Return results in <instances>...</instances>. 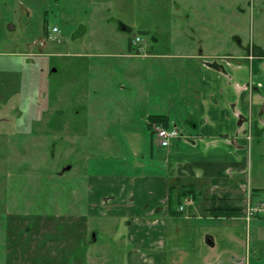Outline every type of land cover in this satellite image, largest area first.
<instances>
[{
	"label": "rangeland",
	"instance_id": "obj_1",
	"mask_svg": "<svg viewBox=\"0 0 264 264\" xmlns=\"http://www.w3.org/2000/svg\"><path fill=\"white\" fill-rule=\"evenodd\" d=\"M136 35L141 54H184L192 37L221 55L264 51V0H0V264L127 263L123 204L96 200L95 184L156 166L147 100L167 76Z\"/></svg>",
	"mask_w": 264,
	"mask_h": 264
},
{
	"label": "crops",
	"instance_id": "obj_2",
	"mask_svg": "<svg viewBox=\"0 0 264 264\" xmlns=\"http://www.w3.org/2000/svg\"><path fill=\"white\" fill-rule=\"evenodd\" d=\"M222 18L214 23L220 48ZM183 47L191 51L141 54L167 76L154 78L163 89L150 93L147 125L155 131L163 125L150 116L166 115L183 135L162 146L152 134L153 174L102 178L95 190L105 193L95 198L123 204L126 264H264V212L252 209L264 205V175L252 170L253 140L264 138V51L221 55L195 37ZM182 187L192 196L178 204Z\"/></svg>",
	"mask_w": 264,
	"mask_h": 264
},
{
	"label": "built area",
	"instance_id": "obj_3",
	"mask_svg": "<svg viewBox=\"0 0 264 264\" xmlns=\"http://www.w3.org/2000/svg\"><path fill=\"white\" fill-rule=\"evenodd\" d=\"M53 30L57 31V28L54 27ZM142 41H143L142 38L138 35L134 36L131 39V46L133 48H135V51L137 54L141 53V51H142V47L140 45V43ZM154 129L156 132V137L158 138V140L162 146H167L170 143L172 138L179 137V136L183 135V133H181V131L176 126L164 127L161 125H155ZM252 209H253V211L261 210L264 212V205L256 206ZM179 210H183V206H180Z\"/></svg>",
	"mask_w": 264,
	"mask_h": 264
},
{
	"label": "trees",
	"instance_id": "obj_4",
	"mask_svg": "<svg viewBox=\"0 0 264 264\" xmlns=\"http://www.w3.org/2000/svg\"><path fill=\"white\" fill-rule=\"evenodd\" d=\"M149 121H150V123H153V122L156 121V122L161 123L163 126L168 127L167 126V116L166 115H162V114L151 115ZM189 191H190L189 188L182 187L181 188V191H179V193L176 194V196H175V202L178 203V204H180L182 202V199L185 196H189V195L192 196V194ZM170 202L171 203L174 202V196L171 193H169V195H168V203H170Z\"/></svg>",
	"mask_w": 264,
	"mask_h": 264
},
{
	"label": "water",
	"instance_id": "obj_5",
	"mask_svg": "<svg viewBox=\"0 0 264 264\" xmlns=\"http://www.w3.org/2000/svg\"><path fill=\"white\" fill-rule=\"evenodd\" d=\"M68 169H69V166L64 167V168L59 172V174H62L64 171H66V170H68ZM94 240H95V234L92 233V234H91V241H94Z\"/></svg>",
	"mask_w": 264,
	"mask_h": 264
}]
</instances>
